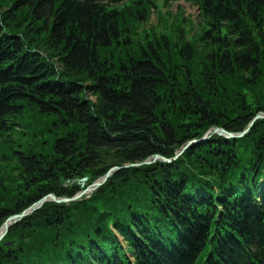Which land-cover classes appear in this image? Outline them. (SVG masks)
Returning <instances> with one entry per match:
<instances>
[{"label": "trees", "instance_id": "16d2710c", "mask_svg": "<svg viewBox=\"0 0 264 264\" xmlns=\"http://www.w3.org/2000/svg\"><path fill=\"white\" fill-rule=\"evenodd\" d=\"M187 1L202 19L191 39L167 24L143 30L152 0H0V154L14 152L0 156V200L23 194L20 209L0 208V226L45 194L81 191L60 181L174 157L155 105L182 116L191 133L179 144L213 127L241 133L264 113V0ZM29 227L39 240L1 243L0 264H264V120L171 165L122 169L90 199L47 206L9 234Z\"/></svg>", "mask_w": 264, "mask_h": 264}, {"label": "rangeland", "instance_id": "374dc122", "mask_svg": "<svg viewBox=\"0 0 264 264\" xmlns=\"http://www.w3.org/2000/svg\"><path fill=\"white\" fill-rule=\"evenodd\" d=\"M152 1H153L152 3L154 5L151 9V16H150L149 21L146 24L142 25L143 30L154 27L155 29H157L158 31L161 32L164 29V26L167 24L169 30H172V28L173 29H175V28L180 29L182 32H184L186 34L187 39H189V38L191 39V38H193V36L195 37L196 34L200 33L201 25H202L201 11L195 3H193L192 1H187V0H178V1L152 0ZM1 13L2 12L0 11V16H1ZM142 29H139V32H142L143 31ZM188 36H189V38H188ZM234 90L235 89H233V87L229 88L228 86H226V89L223 90L222 93L223 92H230L232 95H234V93H233ZM243 92L246 94L248 93L247 94V97H248L247 100H251L253 97V94L255 93L252 89L249 91L247 89H244ZM255 95H256V93H255ZM93 101H94V99H93ZM169 112H170L169 110L166 112V106H164L163 104L158 105V106L155 105V107H152L153 120L156 121L157 124H159L158 131H160V132H158V135L162 138H163L162 135H164V134L166 135L165 138L167 139L168 142L171 143L170 146L174 148L175 156L172 158H167V157H164L161 155H153V156H150L149 158H147L146 160H144L142 162L133 163L134 167L141 168L143 166H152V165H155L157 163L162 164V165H171L175 161H177L178 159H183L185 154H187V152L190 149H192L193 147H196L200 144H204L206 142H209L210 140L213 139L214 136H217L214 128H218V127H213L210 130H207L202 138L190 139V140H187L184 144H179L182 142V141L178 142L179 137L183 138L182 136H185V132L187 134H190L191 132L185 131L184 126L182 127L184 122H183L182 116L180 114L169 113ZM220 112H222V111H220ZM258 115L264 116V113L260 112L256 116H258ZM167 118L174 119V121L168 122ZM262 120H264V117L256 120L255 122H253V120H252L246 129H249L250 125L253 123L252 127L249 129V132H250L253 129L255 123L257 121H262ZM166 122H168L170 124H168ZM166 124H168V126ZM171 124L173 125L174 128H176L178 130L179 129L182 130L180 133L181 136L177 137V134H174V132L171 130V128L169 126ZM15 127L16 126H11V125L8 126V128L10 130V132L8 134V137H9L8 140L10 143L17 142V145H21V148L19 150L24 151L23 148H25L27 145L26 141L24 142L23 140H20V136H21L22 132L19 130V128H15ZM167 134H168V137H167ZM22 135L24 136V134H22ZM219 138H222L225 140L241 139V138H230L229 139V138H225L224 136L219 137ZM19 150H17V151H19ZM34 150L36 151L37 149H34ZM47 150H49L48 147H47ZM13 154H14L13 151L11 153L10 150H8V151L0 154V156H2V158L7 163V160L9 158H11L13 156ZM113 168H111V169H113ZM123 169H126V168H123ZM102 178L103 177L98 178L95 183H99L100 181H102ZM83 179H87V181H85L86 183H82L80 180L76 179L73 181H65V182L60 181V184H61L62 188L67 189L69 191L74 186H79L80 190L82 192L84 190L87 191V189L91 190L94 188L93 184H95V183L90 184L89 178H83ZM106 182H107V180H106ZM100 187H102V185H100ZM100 187H97V189ZM14 189L16 190L17 188L14 187V188L10 189V191L7 194L9 197V195H11L14 192L12 195V198H8V197H2L1 198L0 208H7V209H17L18 208V209H20L19 207H17V205L19 204L20 201L18 202L17 200L23 194H20L19 192H15ZM97 189L88 191V193L91 194L90 192H95ZM10 192H12V193L10 194ZM78 196H79V192L72 197L58 196L57 193L54 192V193L45 194L41 198H38L33 204H37V203L41 202L42 200H45V201L43 202L42 206L38 210H36L35 212L27 213L26 216H24L22 218L15 219L17 216L21 215L24 212V211H22L18 214H14L12 216H9L8 218H6L3 221L2 225L0 226V244L5 243L4 244L5 247L14 248L17 243L21 242L22 238H23V240H27V241L28 240L29 241L30 240L31 241L39 240V236H38L39 232H35L34 228L31 229V227H29L30 232H28L26 228H18L16 232H14L13 234L10 235L9 231L11 228L15 227L16 225H18L22 221H25L26 219L33 218L34 215L37 214V212H39L40 210H44V208H46L47 206H50L52 204L53 205H69V204L77 203L79 201L86 199V194H84L80 197H78ZM10 200H11V202H10ZM61 200L62 201L67 200V202H62ZM56 201H59V202H56ZM12 202H14V204H12ZM33 204L30 207H32ZM30 207H28L27 209H29ZM27 209H25V210H27ZM39 221H41V219H39L38 222ZM6 225L8 226L7 229H6ZM111 229H113V228H111ZM50 235H54V234H50ZM118 239H119L120 244L124 243L123 238L118 236ZM124 249H125V245H124ZM15 262L20 264V262H21L20 258H18L17 261H15Z\"/></svg>", "mask_w": 264, "mask_h": 264}, {"label": "water", "instance_id": "95a60500", "mask_svg": "<svg viewBox=\"0 0 264 264\" xmlns=\"http://www.w3.org/2000/svg\"><path fill=\"white\" fill-rule=\"evenodd\" d=\"M263 117H264V116L258 115V116L255 117V119L253 120V122H255L256 120L261 119V118H263ZM252 124H253V123H252ZM252 124L250 125L249 129L252 127ZM249 129H248L247 131H245L244 133H242V134H238V135L228 134V133H226L224 130H221V129H215V133L218 134V135L224 136V137H226V138H229V139H230V138H240V137L244 136V135L249 131ZM157 158H158V157H157ZM155 159H156V158H155ZM129 167H134V166H133V165H132V166H127L126 168H129ZM118 170H120V168H113V169H111V170L105 175V177L102 179V181H100L99 183H96L95 185H93V187H94V188H97V187H99L100 185L104 184V183L106 182V180L112 175V173H114V172H116V171H118ZM85 181H86V179H84L82 182L84 183ZM85 192H86V191H85ZM85 192L82 193L81 195H79L78 197H80V196H82L83 194H85ZM44 201H45V200H42L41 202H39V203L33 205L29 210L23 212L21 215L17 216L15 219H17V218H22V217L26 216L27 213H33V212H35L36 210H38V209L42 206V204H43ZM61 201H62V200H61ZM56 202H59V201H56ZM62 202H67V200H63ZM7 228H8V226L6 225V229H7Z\"/></svg>", "mask_w": 264, "mask_h": 264}]
</instances>
